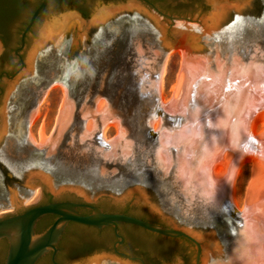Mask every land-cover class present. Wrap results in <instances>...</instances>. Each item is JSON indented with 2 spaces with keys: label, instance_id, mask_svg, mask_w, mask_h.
I'll return each instance as SVG.
<instances>
[{
  "label": "water",
  "instance_id": "obj_1",
  "mask_svg": "<svg viewBox=\"0 0 264 264\" xmlns=\"http://www.w3.org/2000/svg\"><path fill=\"white\" fill-rule=\"evenodd\" d=\"M107 1H91L84 17L67 0H49L47 9L41 0L23 32L22 46L46 9L28 37L21 74H34V58L48 43L51 78L26 111L28 149L0 157L3 264L54 256L70 222L113 226L119 238V223L184 238L166 239L159 264H264V0H178L168 9L182 17L153 12L147 0ZM171 51L181 63L163 102ZM84 58L78 67L94 75L65 80L68 63ZM109 71L119 77L107 80ZM53 86L63 99L49 136L41 123L37 144L28 128ZM108 125L117 134L105 141ZM246 161L251 178L239 211L233 182ZM47 215L56 218L38 231ZM67 264L139 263L94 251Z\"/></svg>",
  "mask_w": 264,
  "mask_h": 264
},
{
  "label": "flooded vegetation",
  "instance_id": "obj_2",
  "mask_svg": "<svg viewBox=\"0 0 264 264\" xmlns=\"http://www.w3.org/2000/svg\"><path fill=\"white\" fill-rule=\"evenodd\" d=\"M64 0H57L60 4ZM71 3V8L79 12L82 16L87 17L88 9L93 0H67ZM108 3L107 0H102ZM197 2L200 0H189ZM41 0H0V104L4 103L2 111H0V124L4 123L5 134L0 139V157L9 155V150L18 152L19 149L26 151L28 143L23 140V128L26 124V111L35 103L37 96L43 91L48 80L51 78L49 73L52 52L48 49L47 44L45 49H41L35 56L34 74L26 76L21 74L24 68L23 52L27 48L28 37L35 27L37 21L46 11V9L37 16L32 26L24 34V44L22 46V35L30 20L34 10L40 4ZM151 11L156 13H164L170 16L173 15L168 8L172 4L176 7L182 5L178 0H147L141 1ZM44 53V54H42ZM46 61L49 64H46ZM49 67L47 68V66ZM112 70V68H110ZM116 74L109 71L106 79L111 81L117 79ZM12 85V89L6 94V88ZM104 91H107L105 89ZM109 91V90H108ZM9 139L13 140V144L7 145ZM0 174L6 175L3 165L0 163ZM82 214H88L89 210L86 208H79ZM49 220L46 221L44 216L37 223L38 227L44 229L48 227L56 218V215H48ZM148 220V219H147ZM70 225L81 229L82 233L77 235L71 233L65 235L66 231L61 236V239L56 244L57 252L53 256V250L44 254L36 264H67L70 261L78 260L79 258L91 254L94 251L105 252L114 255L121 259H127L139 264H159L161 255L157 249L151 245H142L130 234L132 228L142 229L140 227L119 223L118 234L119 238L114 233L113 226H105L98 229L94 226H88L76 222H70ZM144 233L153 236H159L163 239L175 240L184 238H172L162 236L147 230ZM188 241V240H187ZM190 242V241H189ZM5 257L3 258V263Z\"/></svg>",
  "mask_w": 264,
  "mask_h": 264
},
{
  "label": "rangeland",
  "instance_id": "obj_3",
  "mask_svg": "<svg viewBox=\"0 0 264 264\" xmlns=\"http://www.w3.org/2000/svg\"><path fill=\"white\" fill-rule=\"evenodd\" d=\"M180 67V56L178 53L171 55L166 60L165 73L163 76V86L161 88L160 94L165 99H169L172 95V86L176 82V77ZM63 91L60 86H53L48 89L44 100L39 105L37 110V115L34 118L33 123L29 126L28 130L33 137L35 143L38 144V131L43 124V132L46 136H49L52 132L57 113L63 99ZM117 131L114 127H109L106 131V139L114 137ZM252 165L250 163H245L241 166L233 184L236 192V207L239 211L242 210L244 198L246 194V189L251 178Z\"/></svg>",
  "mask_w": 264,
  "mask_h": 264
},
{
  "label": "trees",
  "instance_id": "obj_4",
  "mask_svg": "<svg viewBox=\"0 0 264 264\" xmlns=\"http://www.w3.org/2000/svg\"><path fill=\"white\" fill-rule=\"evenodd\" d=\"M52 199L50 197L44 199L42 203H48V202H51ZM103 210L105 212H122V213H126V214H129V215H133V216H136V217H140L142 219H148L146 217V215L144 214H141L139 212H136V211H131L129 209H122V210H116V209H113V208H104L103 207ZM46 217V221H48L49 219L47 217H49L48 215L45 216ZM47 228V227H46ZM68 229V228H67ZM44 230L43 227H38V231H42ZM67 232V230H66ZM72 233H76L77 235H79L80 233H82L81 229L73 226L72 227ZM130 234L131 236L133 237V239H135L136 241H138L139 243H141L142 245H153L158 253L163 256L164 254L168 253L169 251V246H168V241H166V239H163L161 237H157V236H153L151 234H146L144 233V231L142 229H136V228H132L131 231H130ZM171 241V240H170ZM7 248H8V243L6 241V239H0V264H3L1 263L3 258L6 256V252H7Z\"/></svg>",
  "mask_w": 264,
  "mask_h": 264
},
{
  "label": "clouds",
  "instance_id": "obj_5",
  "mask_svg": "<svg viewBox=\"0 0 264 264\" xmlns=\"http://www.w3.org/2000/svg\"><path fill=\"white\" fill-rule=\"evenodd\" d=\"M87 58H84L83 60L77 61L76 59H73L68 63L66 66V71L64 73V78L65 80L69 79L70 76H75L76 79H80L83 77L85 74L88 75H94V69L91 67H85L83 70H81L78 65L84 64L87 65Z\"/></svg>",
  "mask_w": 264,
  "mask_h": 264
},
{
  "label": "bare ground",
  "instance_id": "obj_6",
  "mask_svg": "<svg viewBox=\"0 0 264 264\" xmlns=\"http://www.w3.org/2000/svg\"><path fill=\"white\" fill-rule=\"evenodd\" d=\"M175 53H178L177 51H171L169 54H168V56H167V58H166V60L171 56V55H173V54H175ZM179 54V53H178ZM179 56H180V54H179ZM166 60H165V63H164V67H163V73H162V76H161V87H160V91H161V88H162V86H163V76H164V73H165V65H166ZM180 63H181V56H180ZM174 86H175V84L172 86V88H171V90H172V93H173V90H174ZM172 96V95H171ZM171 98V97H170ZM169 98V99H170ZM168 99V100H169ZM167 99H165L163 96H162V101L163 102H167L168 101ZM109 127H114L113 125H108L107 127H106V129L104 130V138L106 139V131H107V129L109 128ZM115 128V127H114ZM43 135L45 136V137H47L46 135H45V133L43 132ZM38 142H39V140H38ZM245 163H250L251 165H252V161H249V162H244V163H242L241 165H240V168H241V166L242 165H244ZM240 170V169H239ZM235 180V179H234ZM233 187H234V184H233ZM234 200H235V202H236V192H235V187H234Z\"/></svg>",
  "mask_w": 264,
  "mask_h": 264
}]
</instances>
